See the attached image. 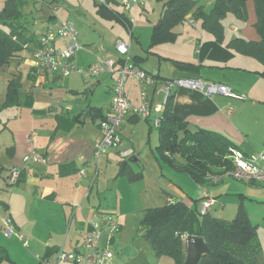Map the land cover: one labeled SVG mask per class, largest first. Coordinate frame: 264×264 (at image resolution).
I'll return each instance as SVG.
<instances>
[{"label": "crops", "instance_id": "1", "mask_svg": "<svg viewBox=\"0 0 264 264\" xmlns=\"http://www.w3.org/2000/svg\"><path fill=\"white\" fill-rule=\"evenodd\" d=\"M193 1L196 8L201 7L203 11L209 12L216 0ZM95 2L101 4L96 0ZM152 2L161 5L159 18L143 27L146 30V39L144 38L142 42L138 41L141 53L138 51L131 54L132 64L138 69L156 74L160 80L201 78L223 83L236 93L243 94L244 100L223 96L205 98L196 92L180 89L173 93L169 104L172 111L190 128L204 129L224 136L235 145L233 149L244 156L264 153V76L262 75L264 67L257 58L244 54L234 44H230L234 39L251 43L260 41L255 27L257 16L254 1L246 2V19L240 20L231 13L223 17V37L220 42L216 41L210 32L201 28L200 22L194 20L191 10L183 17V22L173 28L176 34L174 39L154 45L151 44V38L154 31L160 27L166 0H150L141 10L147 12L146 8ZM98 5L97 12L103 18H117L118 15L123 14L114 8L115 5H119L116 0L103 4L105 12L99 11ZM56 15L61 20L70 21L61 17L59 12ZM123 15L127 19L126 15ZM23 22L27 26V35H32L34 38L37 32L50 24V18L45 19L41 28L36 31L30 29L24 17ZM133 35L134 32L129 34L131 51ZM58 46L61 47V43H58ZM30 50L31 47L23 50L19 58L11 60L0 70L4 73L0 75V136L4 131L9 134V142H0V185H2L0 187L3 188L4 183H8L11 169L17 168L21 171L17 183L11 184L9 181L7 184L17 188L10 193L9 198H0V218L1 214L9 216L18 232L21 234L24 232L33 239L36 253L54 263V254L61 248L60 245L69 252L79 248L80 235L89 228V222L94 217H99L101 222L106 218H112L118 223L119 228H122L126 222L125 215H115L106 211V191L100 199H96L92 193L96 176L101 169L102 172L106 170V152L101 154L98 160L94 159V145L100 120L93 121L88 113L95 108L100 109L102 116L108 113L114 82L111 83V97L107 110L104 111L101 107L92 106L86 99L88 90H77L76 81H72L74 78L72 75H77L76 73L68 77H59L30 68L29 73L23 74L19 67L26 58L24 53H27L30 59ZM12 62H15L16 66L12 65ZM72 63L75 67L79 65L75 56ZM88 66L90 67L91 64ZM110 76L111 80L115 78ZM82 78L89 79V77ZM100 78L101 76L96 78V84L100 83ZM12 79L18 80L19 89L16 95L18 101L14 105H8L6 104L7 87ZM96 84L90 93L96 89ZM124 89L129 102L135 106L140 105L139 89L133 79L126 81ZM157 89L158 86H150L146 92L152 115L163 116L165 110L163 95L157 94ZM68 94H72L76 99L68 98ZM86 109L87 113L84 116ZM7 112H9L7 118H3V114ZM142 119L147 124L149 133L153 129L151 120L129 113L120 129V135L126 139L123 127L126 124L136 125ZM156 129L158 135L154 138L151 150L155 160L161 165L163 163L166 165L158 158L159 133L158 128ZM32 151L43 155L45 163L30 164L24 169L23 157ZM116 152L119 153V150L116 149ZM132 154L134 156V152ZM130 159L129 162L133 163L138 162L140 157L135 154ZM127 162L122 163L123 167L120 170L125 169L124 173L131 181H136L131 178L138 176L142 179L143 174L134 172L133 167ZM171 170L172 175L175 172L185 174L173 168ZM102 181L105 185L102 187L104 191L106 178L103 177ZM232 181L235 180L228 178L212 184L213 189L200 193L193 199V203L187 199V195L184 196L175 187L168 185L158 190L165 204L168 201H181L187 207L179 229L181 234L190 236L199 230L200 217H197V212L206 195L223 204L222 207H213V209L217 208L215 212L217 218L223 220L230 221L228 217L234 218L239 206H242L251 224L257 227L258 235V223L254 222L258 219L252 220L253 211H250L249 207L256 202L260 204L259 208L264 209V197L249 186L264 185L235 181L241 183L238 184ZM246 201H250L251 204ZM14 202L21 203L22 215L18 210L13 209ZM226 202L228 206L225 209ZM142 209L145 213L147 209L153 208L147 206ZM209 214L213 215L211 212ZM37 224L40 225L39 228H36ZM38 232L44 237L41 235L38 237ZM114 244L116 240L113 238L112 243H109L107 236L106 243L103 242L101 245L103 248L112 249ZM123 247H131L133 254L137 252L135 246L128 242ZM0 248L8 255V261H2L1 264L4 262L21 264L19 258L12 256V248H9L8 244ZM28 253L30 255L31 251ZM262 257L264 260V256Z\"/></svg>", "mask_w": 264, "mask_h": 264}, {"label": "rangeland", "instance_id": "2", "mask_svg": "<svg viewBox=\"0 0 264 264\" xmlns=\"http://www.w3.org/2000/svg\"><path fill=\"white\" fill-rule=\"evenodd\" d=\"M26 3L21 8L22 14L28 26L31 30H39L44 20L50 17L51 8H57L60 16L63 18H68L74 23L77 32V41L81 45V49L75 52L74 56L79 61V67L77 69L88 71V65L96 63L97 59H112L117 60L118 55L114 50V44L116 41L121 40L126 43L130 42V36L128 29L124 25L125 21L119 20L118 18L106 19L103 18L97 12V2L95 0H25ZM4 0H0V11L3 7ZM160 4L152 2L147 8V12L142 11L143 8L133 7L131 10L125 11L119 5H115L114 8L126 15V18L131 23V32H134L132 38V51L130 49L129 55L134 52H140V44L144 38L146 39V30L143 28L149 23L156 21L159 18ZM153 9V10H152ZM154 21V22H155ZM85 42V43H84ZM145 49V46H143ZM26 58L20 64V69L23 74H27L28 69L33 68V61L29 59L27 53ZM136 54V53H135ZM131 63L132 59H131ZM12 65L16 66L15 62ZM30 71V70H29ZM29 73V72H28ZM4 74L0 71V75ZM74 74V73H72ZM77 75H72V81H76L78 85V91L88 90L87 97L88 101L92 106L101 107L104 111L107 110L111 90L110 86L112 81L114 82L116 75H112L115 78L111 80V74L108 72H102L98 75L101 76L100 83H97V77H89L88 80L82 78L83 76L79 73ZM1 82V81H0ZM97 85L96 89L90 93L92 87ZM70 99H76L72 94H68ZM7 113L3 114V118H7ZM25 121V120H24ZM23 121V122H24ZM26 123V122H24ZM148 126L142 119L138 124H126L123 127V132L126 134V139L120 136L123 145L117 148L106 149V170L96 176L93 184V196L96 199H100L102 194L106 191V211L115 213V215L123 214L125 215V225L119 228L118 231L112 232V236L116 240V244L111 249L114 253L113 262L115 264H173L171 258L168 257H158L152 250L151 244L142 238L138 226L140 220L143 218L144 207L150 206L155 208L165 204L164 199L161 198L158 189L160 187H175L178 191L186 196L187 199L193 203V199L199 196L203 191L208 189L212 190V184L207 185H197L187 174H180L175 172L172 175V166L169 168L163 163L159 164L155 160L151 146H153L154 138L157 137V129L153 127L148 133ZM131 140V141H130ZM9 142V134L4 131L0 136V142ZM119 152L124 150H131L132 153L139 155L140 160L138 162H129V159L134 157L131 154L126 158H122ZM108 158V160H107ZM126 159V160H124ZM124 161H128V165L133 167L134 172L143 174V178H139L136 181H131L126 173H120L121 165ZM132 164V165H131ZM175 171L176 169L173 168ZM162 170L164 172L162 173ZM169 171V172H168ZM171 171V172H170ZM106 178V190L103 191L102 187L105 186L102 178ZM228 182V181H227ZM234 183L241 184L239 182L232 181ZM9 183V180H8ZM7 183V184H8ZM4 183L3 188L0 187V198H9L10 193L15 190L16 186H8ZM2 186V185H0ZM250 189H254L261 196L264 197V186H249ZM182 190H181V189ZM17 195V194H16ZM225 197V195H223ZM230 199V198H228ZM180 200V199H179ZM250 203V201H246ZM253 204V203H252ZM13 209L18 210L20 215H22V205L21 203L14 202ZM228 203L226 202L225 209ZM260 204L254 203L249 207L252 212V220H257L254 222L258 223V241L262 248V256H264V209L259 208ZM216 209H211L214 217ZM4 215L1 214L0 218V246H6L8 244L9 248H12V256L19 258L21 264H32L37 263L36 256H40L34 250L33 239L27 236L28 247L22 246V243L15 238V236L7 237L5 236L4 230L1 226V219ZM199 218V216L197 215ZM230 220L233 217H228ZM32 226V225H31ZM30 226V229L32 228ZM40 225H36L39 228ZM16 230V228H15ZM16 233L21 234L16 230ZM104 234V235H103ZM101 236L100 244L106 243V237L109 234L104 232ZM44 235L42 233H37V236ZM133 244L137 249L135 254L130 256H125L122 253V249L125 244ZM59 247H62L61 245ZM7 249V248H6ZM28 251H31L29 255ZM66 252H69L66 250ZM44 257V256H43ZM47 258V257H44ZM2 263V262H1ZM0 263V264H1ZM4 264H6L4 262Z\"/></svg>", "mask_w": 264, "mask_h": 264}, {"label": "trees", "instance_id": "3", "mask_svg": "<svg viewBox=\"0 0 264 264\" xmlns=\"http://www.w3.org/2000/svg\"><path fill=\"white\" fill-rule=\"evenodd\" d=\"M163 1V0H157ZM248 0H216L212 9L205 12L195 7L193 0H166L160 20V27L155 30L151 44L170 41L176 34L173 28L183 22L185 14L193 10V18L199 21L201 28L210 32L218 42L223 37L222 19L231 13L240 20L246 19V2ZM257 16L256 30L260 36L258 43L234 39L230 44L244 54L254 56L264 67V0H253ZM106 4L115 0H105ZM25 0H4L0 11V70L11 60L20 57L25 45L34 41L27 35V26L23 22L21 8ZM102 3L98 10L105 12ZM124 21L123 14L118 15ZM123 23V22H122ZM264 76V69L262 72ZM18 80L9 81L6 104L17 103ZM165 105L163 120L158 128V158L176 170L187 174L194 183L207 185L208 174L231 168L230 150L235 145L224 136L204 129H193ZM89 116L93 121L102 120L100 109H92ZM125 169L120 171L124 173ZM131 178V179H139ZM187 207L181 201H168L166 204L147 209L140 221L138 230L152 247L158 257L171 258L174 264H184L186 244L179 232ZM199 230L193 233L203 239L209 253L203 255L197 264H264L262 248L258 241L257 227L251 224L246 210L239 206L235 217L223 220L209 213L199 218ZM8 261L6 251L0 248V263Z\"/></svg>", "mask_w": 264, "mask_h": 264}, {"label": "built area", "instance_id": "4", "mask_svg": "<svg viewBox=\"0 0 264 264\" xmlns=\"http://www.w3.org/2000/svg\"><path fill=\"white\" fill-rule=\"evenodd\" d=\"M104 4L105 0H96ZM150 0H116L120 7L129 11L133 7L144 8ZM57 8H51L50 24L43 30L36 33L34 41L25 45V49L30 48V59L33 61V68L37 71L49 72L59 77H68L72 73H79L83 77H98L102 72H108L116 75L112 87V100L108 113L99 122L98 136L94 145V159L106 152L108 148H117L123 145L120 138V129L125 123L129 113L135 116H142L151 120L155 128H159L163 116L152 115L147 96V88L158 86L156 93L163 95V105L165 106L171 99L173 93L184 89L196 92L202 97L211 98L213 96H223L238 100H244L243 94H238L229 86L220 82H210L201 78H173L159 79L154 73L138 69L131 63L129 55L130 42L118 40L114 44V50L118 55L117 60L97 59L88 71L77 69L72 60L75 52L82 47L77 41V32L71 21L61 20L57 17ZM124 25L131 35V23L128 19L124 20ZM61 43V47L58 46ZM128 79H133L139 89L140 105H132L125 95L124 85ZM32 136V135H31ZM31 141V139L29 140ZM132 154L131 150L119 152L122 158ZM232 159L231 168L225 171L208 174L205 181L209 184H217L225 179L245 183H257L264 185V153L252 156H244L242 153L231 149ZM45 157L38 152L32 151L23 157L24 169L30 164H44ZM82 173V172H81ZM21 171L13 168L9 172V181L11 184L17 183ZM205 195V193H204ZM222 207L223 204L215 198L205 195L202 200L201 208L197 215L201 218L209 213L213 207ZM1 226L5 236H15L27 248L28 241L23 234L16 233L15 226L11 218L4 215L1 219ZM88 229L80 235L79 248L72 252H66L63 247L59 248L54 254V263L49 259L36 256L39 264H114V253L109 248H103L100 244L101 236L104 232L108 235L109 243H112V232L119 230L118 223L112 218H106L101 222L99 217H94L88 225ZM188 234H182L181 240L186 243Z\"/></svg>", "mask_w": 264, "mask_h": 264}, {"label": "water", "instance_id": "5", "mask_svg": "<svg viewBox=\"0 0 264 264\" xmlns=\"http://www.w3.org/2000/svg\"><path fill=\"white\" fill-rule=\"evenodd\" d=\"M87 109L84 111V116H86ZM130 161H133L130 159ZM123 167V165H121ZM186 255L184 264H197L201 257L207 253L209 250L207 249L204 241L201 237L190 235L186 241ZM122 253L125 256H130L133 254V249L131 247H125L122 249Z\"/></svg>", "mask_w": 264, "mask_h": 264}]
</instances>
